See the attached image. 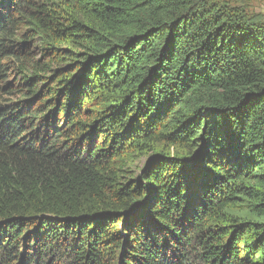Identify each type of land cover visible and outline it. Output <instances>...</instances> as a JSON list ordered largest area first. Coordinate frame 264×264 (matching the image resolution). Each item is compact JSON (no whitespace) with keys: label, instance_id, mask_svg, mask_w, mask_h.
I'll return each mask as SVG.
<instances>
[{"label":"trees","instance_id":"16d2710c","mask_svg":"<svg viewBox=\"0 0 264 264\" xmlns=\"http://www.w3.org/2000/svg\"><path fill=\"white\" fill-rule=\"evenodd\" d=\"M252 10L0 0V264H264Z\"/></svg>","mask_w":264,"mask_h":264},{"label":"rangeland","instance_id":"374dc122","mask_svg":"<svg viewBox=\"0 0 264 264\" xmlns=\"http://www.w3.org/2000/svg\"><path fill=\"white\" fill-rule=\"evenodd\" d=\"M247 2L248 0H244ZM252 4V14L260 20V22L264 23V0H249ZM251 14V15H252Z\"/></svg>","mask_w":264,"mask_h":264}]
</instances>
